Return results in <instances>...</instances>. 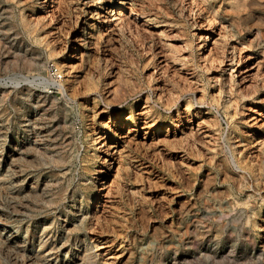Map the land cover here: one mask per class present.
I'll return each instance as SVG.
<instances>
[{"label":"rangeland","instance_id":"rangeland-1","mask_svg":"<svg viewBox=\"0 0 264 264\" xmlns=\"http://www.w3.org/2000/svg\"><path fill=\"white\" fill-rule=\"evenodd\" d=\"M0 264H264V0H0Z\"/></svg>","mask_w":264,"mask_h":264},{"label":"bare ground","instance_id":"bare-ground-1","mask_svg":"<svg viewBox=\"0 0 264 264\" xmlns=\"http://www.w3.org/2000/svg\"><path fill=\"white\" fill-rule=\"evenodd\" d=\"M241 2V1H240ZM243 6V5H242ZM126 29V28H125ZM130 32V31H129ZM15 172V171H14ZM24 195V194H23ZM26 195V194H25ZM15 196V195H14ZM18 196V195H17ZM16 196V198H17ZM32 197V196H31ZM38 197V196H37ZM14 200V199H13ZM16 200V199H15ZM21 200V199H20ZM30 200V199H29ZM25 204V203H24ZM43 204V203H42ZM12 206V205H11ZM14 206V204H13ZM19 206L22 208L24 205H22V203H19ZM45 206V204H44ZM14 209L16 208L15 206L13 207ZM17 209V208H16ZM33 209V208H32ZM39 209V208H38ZM18 211V210H17ZM29 211V210H28ZM20 212V211H19ZM25 213V212H24ZM21 214V213H20ZM33 220V219H32ZM47 231V230H46ZM49 231V230H48ZM50 232V231H49ZM41 233V232H40ZM45 233V232H44ZM48 233V232H47ZM51 235V234H50ZM49 238V237H48ZM49 240V239H48ZM4 243V242H3ZM44 245L46 244V242L43 243ZM2 245H5V244H2ZM8 245V244H7ZM48 246V245H47ZM17 247V246H16ZM19 248V247H18ZM17 248V249H18ZM46 248V247H45ZM10 249V248H9ZM56 249V248H55ZM19 250V249H18ZM49 250L53 251L54 250V247H53V244H49ZM20 251V250H19ZM8 253V252H7ZM13 254L14 256H18L19 252L16 251V249L13 250ZM22 255V254H21ZM23 256V255H22ZM209 256V255H208ZM21 257V256H20ZM216 257V256H214ZM214 259V258H213Z\"/></svg>","mask_w":264,"mask_h":264}]
</instances>
